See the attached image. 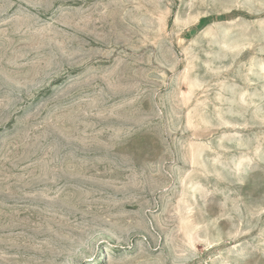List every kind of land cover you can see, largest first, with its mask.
Instances as JSON below:
<instances>
[{
    "label": "rangeland",
    "instance_id": "1",
    "mask_svg": "<svg viewBox=\"0 0 264 264\" xmlns=\"http://www.w3.org/2000/svg\"><path fill=\"white\" fill-rule=\"evenodd\" d=\"M0 264H264V0H0Z\"/></svg>",
    "mask_w": 264,
    "mask_h": 264
}]
</instances>
